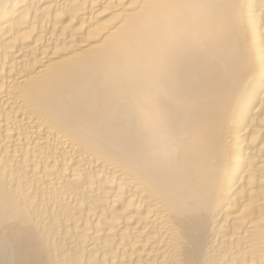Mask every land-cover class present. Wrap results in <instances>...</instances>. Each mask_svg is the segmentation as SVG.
<instances>
[{"label": "bare ground", "instance_id": "bare-ground-1", "mask_svg": "<svg viewBox=\"0 0 264 264\" xmlns=\"http://www.w3.org/2000/svg\"><path fill=\"white\" fill-rule=\"evenodd\" d=\"M0 264H264V0H0Z\"/></svg>", "mask_w": 264, "mask_h": 264}, {"label": "clouds", "instance_id": "clouds-1", "mask_svg": "<svg viewBox=\"0 0 264 264\" xmlns=\"http://www.w3.org/2000/svg\"><path fill=\"white\" fill-rule=\"evenodd\" d=\"M153 140L155 143L151 155L167 160L175 154L176 146L166 135L154 136Z\"/></svg>", "mask_w": 264, "mask_h": 264}]
</instances>
